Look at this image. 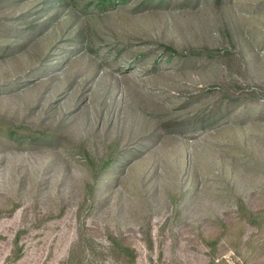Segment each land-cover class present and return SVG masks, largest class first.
I'll use <instances>...</instances> for the list:
<instances>
[{
	"label": "rangeland",
	"instance_id": "obj_1",
	"mask_svg": "<svg viewBox=\"0 0 264 264\" xmlns=\"http://www.w3.org/2000/svg\"><path fill=\"white\" fill-rule=\"evenodd\" d=\"M0 264H264V0H0Z\"/></svg>",
	"mask_w": 264,
	"mask_h": 264
}]
</instances>
